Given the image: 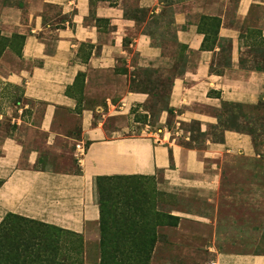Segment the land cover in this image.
I'll return each mask as SVG.
<instances>
[{"label": "crops", "instance_id": "1", "mask_svg": "<svg viewBox=\"0 0 264 264\" xmlns=\"http://www.w3.org/2000/svg\"><path fill=\"white\" fill-rule=\"evenodd\" d=\"M210 17L220 22L213 34ZM247 23L264 36V0H0V222L13 212L87 234L100 220V175L161 172L158 190L215 202L227 157L257 153L251 133L223 123L226 102L264 101V68L242 35ZM149 69L171 80L159 132L107 129V115L144 108ZM102 72L122 83L107 85ZM80 77L84 95L104 103L81 107ZM99 81L107 83L97 94ZM192 122L197 129L185 127ZM176 213L179 223L165 226L169 244L201 238L215 264H264V252L219 247L213 211ZM91 255L85 264H101L97 249Z\"/></svg>", "mask_w": 264, "mask_h": 264}, {"label": "rangeland", "instance_id": "2", "mask_svg": "<svg viewBox=\"0 0 264 264\" xmlns=\"http://www.w3.org/2000/svg\"><path fill=\"white\" fill-rule=\"evenodd\" d=\"M255 10H253V13ZM257 12V10H256ZM210 32L213 34L217 29V19L210 17L206 18ZM247 52L253 54L258 63V68H264V36L260 29L255 25L251 26L249 23L245 25L243 32ZM15 41H20V37H15ZM6 42L0 36V43ZM147 79L142 85L150 93L148 102L145 108L148 111L147 118L138 113L137 115L131 113L130 117L120 118L116 114L107 115L105 118V125L107 129L118 128L122 135H138L148 134V132L157 131L160 126L159 117L164 109H167L168 95L171 86V80L157 74L153 69L146 70ZM109 73V72H108ZM105 72L98 76L103 80H107L109 86H119L122 82L115 79L114 76ZM107 82H98L96 85L97 94L104 88ZM88 85L85 84L84 78L80 77L77 81L76 88L80 92L81 107L83 101L86 99L87 104L104 103V98L100 96L87 98L84 95V89ZM7 87V86H6ZM6 87L4 89H6ZM11 91L8 88V91ZM106 103V102H105ZM230 108V109H229ZM139 109V108H138ZM228 118L232 119L234 125L240 124L241 129L250 131L254 135L255 147L257 153L252 156L243 154H231L227 157L223 164V176L221 180V189L215 198V202L208 203L192 199L183 198L177 195H163L157 193V180L161 179L162 174L158 172L152 178H136L131 180L118 181L109 186H113L112 196L103 201L104 204V222L108 231L107 235L111 239L110 247H106V256L109 257L110 264H124L125 258L121 250L117 248L116 240L119 235L117 231V220L121 208V203L118 201L123 198L122 189L131 188V191L136 193L135 200L140 197L153 196L155 197L156 206L160 210L169 211L172 213L178 212H198L213 211L217 217L218 227L220 230V238L217 242L220 248L238 252H264V105L256 107L237 104L226 107ZM140 112V111H138ZM226 115V116H227ZM144 117L146 119H144ZM78 118V116H77ZM72 118L75 126H78L79 119ZM133 119L141 121L140 123L132 122ZM104 119V118H103ZM225 119V118H224ZM129 122L128 128H122ZM169 126L174 125V117L170 116L166 120ZM145 124L149 126L145 128ZM185 127L197 129V124L192 122ZM146 130H144V129ZM144 130V131H142ZM75 143V142H74ZM53 156V153H51ZM60 157L59 154H54V157ZM95 197L99 204L98 192L94 183ZM101 194V191H100ZM163 199L168 202L167 205L158 202V199ZM143 200V199H142ZM151 205V203H148ZM148 204H144L148 207ZM177 214V213H176ZM167 220V218H164ZM165 222V221H164ZM166 225L157 227L161 241L157 249L154 248L149 264H212V256L203 251L205 241L201 238H193L191 236H179L174 244H169L168 239L165 238ZM166 229V230H165ZM125 237L129 234H136L132 229H125ZM84 241L83 252L86 256L91 257L96 249L98 256L101 259V225L92 226L87 234L80 233ZM141 234V233H140ZM99 236V241H98ZM116 239V240H114ZM97 256V254H96Z\"/></svg>", "mask_w": 264, "mask_h": 264}, {"label": "trees", "instance_id": "3", "mask_svg": "<svg viewBox=\"0 0 264 264\" xmlns=\"http://www.w3.org/2000/svg\"><path fill=\"white\" fill-rule=\"evenodd\" d=\"M216 19L218 29L220 22L218 18ZM237 104L225 103L227 107ZM258 105L263 106L264 101H259L250 106L256 107ZM138 108V106L132 107V112L136 115L141 113L147 118L148 111L145 105L142 109ZM227 113L228 111L225 109L224 116L226 119L223 123L243 130L240 124L234 125L232 123V119L228 118ZM145 117L144 119H146ZM228 120H230V123ZM247 132L251 133L254 139L253 133ZM152 177L141 174H116L100 175L95 178L101 214V264H110L109 257L106 256V247H110L111 239L107 235V226L105 227L103 204V201H106L110 195L112 196L110 189L113 186L109 185L120 183L118 181L123 180ZM121 191L124 196L118 201L121 203V208L116 227L119 235L117 240L114 239L117 248L124 255V264H149L158 241L157 227L160 224L176 226L181 217L172 213L171 210L164 211L157 208L153 196L140 197L135 200L136 193L134 194L131 188L122 189ZM157 193L161 196H171V194L160 190H157ZM158 200L159 203L162 202L161 204L165 206L168 203L162 198ZM148 203H151V205ZM144 204H148V207ZM164 218H167V220ZM125 229H132L136 234H129V237H125L123 235ZM81 237V234L76 231L9 212L0 222V264H85L84 241Z\"/></svg>", "mask_w": 264, "mask_h": 264}, {"label": "built area", "instance_id": "4", "mask_svg": "<svg viewBox=\"0 0 264 264\" xmlns=\"http://www.w3.org/2000/svg\"><path fill=\"white\" fill-rule=\"evenodd\" d=\"M149 125L145 124V128L147 129ZM144 129V128H143ZM144 129V130H146ZM142 130V131H144ZM157 132H159V130H157ZM86 153V146L83 142H78L75 144V151H74V156L77 159V161L81 162L84 155ZM213 264H215L214 262H212Z\"/></svg>", "mask_w": 264, "mask_h": 264}]
</instances>
